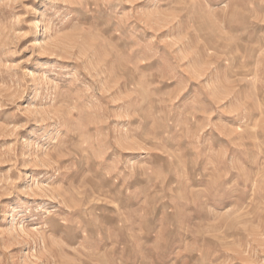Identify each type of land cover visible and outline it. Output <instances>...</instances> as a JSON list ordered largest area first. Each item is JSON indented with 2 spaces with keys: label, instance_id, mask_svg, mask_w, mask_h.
Masks as SVG:
<instances>
[{
  "label": "rangeland",
  "instance_id": "1",
  "mask_svg": "<svg viewBox=\"0 0 264 264\" xmlns=\"http://www.w3.org/2000/svg\"><path fill=\"white\" fill-rule=\"evenodd\" d=\"M0 264H264V0H0Z\"/></svg>",
  "mask_w": 264,
  "mask_h": 264
}]
</instances>
